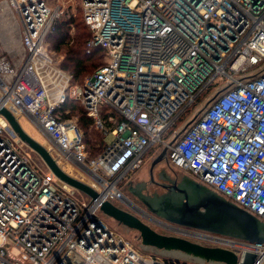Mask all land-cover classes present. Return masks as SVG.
I'll list each match as a JSON object with an SVG mask.
<instances>
[{
    "label": "built area",
    "instance_id": "1",
    "mask_svg": "<svg viewBox=\"0 0 264 264\" xmlns=\"http://www.w3.org/2000/svg\"><path fill=\"white\" fill-rule=\"evenodd\" d=\"M80 1L88 53L104 51L105 63L74 86L47 44L64 6L6 0L23 54L18 62L0 56V264H201L142 243L149 255L141 254L110 228L101 206L112 202L190 239L143 216L119 189L161 147L169 164L264 222V0ZM68 98L106 141L96 158L77 121L61 119ZM3 108L19 122L29 118L57 165L99 196L88 203L42 165ZM222 238L231 243L219 247L264 264V244Z\"/></svg>",
    "mask_w": 264,
    "mask_h": 264
},
{
    "label": "water",
    "instance_id": "2",
    "mask_svg": "<svg viewBox=\"0 0 264 264\" xmlns=\"http://www.w3.org/2000/svg\"><path fill=\"white\" fill-rule=\"evenodd\" d=\"M1 113L19 137L43 159L59 179L87 194L93 200L99 196L88 184L63 171L45 146L30 136L6 108H3ZM166 155L167 150L164 149L153 162V166L163 162ZM191 182L196 187V192L189 193L186 189L176 185L175 188L183 195L168 207V214L157 215L153 210L152 214L183 229L212 237H226L250 244H264V222L261 219L210 188L192 179ZM101 212L116 220L120 225L136 231L143 246L157 249L165 254L175 253L180 258L201 264H255L257 262L256 254L251 252H246L240 259L237 253L229 248L206 246L186 237L159 232L139 216L109 201L103 202Z\"/></svg>",
    "mask_w": 264,
    "mask_h": 264
},
{
    "label": "trees",
    "instance_id": "3",
    "mask_svg": "<svg viewBox=\"0 0 264 264\" xmlns=\"http://www.w3.org/2000/svg\"><path fill=\"white\" fill-rule=\"evenodd\" d=\"M75 29V36L71 31ZM92 39V32L84 20L82 5H79L76 14L67 11L55 24L48 35L47 44L49 49L56 54L64 53V60L60 63L63 70L72 75V85H83L85 78L95 72L105 63V52L96 48L88 53V43ZM107 124L112 126L108 120ZM61 119L77 118V123L84 132L87 145L88 157H98L106 145V141L100 130L96 128L94 120L88 116L85 107L77 100L68 99L62 106ZM118 121H121L119 118Z\"/></svg>",
    "mask_w": 264,
    "mask_h": 264
},
{
    "label": "rangeland",
    "instance_id": "4",
    "mask_svg": "<svg viewBox=\"0 0 264 264\" xmlns=\"http://www.w3.org/2000/svg\"><path fill=\"white\" fill-rule=\"evenodd\" d=\"M47 3L54 8L56 6V4H61L64 6V13H66L67 11L69 12V14H76V12L78 11L79 5H81V1L80 0H47ZM17 18L20 22V18L17 15ZM71 35H73V37L75 36V29H73L71 31ZM64 53L61 54H57V59L58 61L61 63L64 60ZM254 73V70H249L248 72L245 73V76H250ZM94 74V72L92 74H89L86 78L88 79L89 77H91ZM84 80V82H85ZM68 99H72V98H68ZM74 100V99H72ZM191 118V117H190ZM190 118H188V121L190 120ZM74 119L76 121L77 118L74 117ZM20 123L23 126V128L25 129V131L32 136L35 140L39 141L41 144H43L46 141V138L44 137V135L42 134L41 130L36 127L33 122L27 118L26 116L22 117L20 119ZM103 136V135H102ZM111 138L107 139V142L110 141ZM161 154V147H156L154 150L151 151V153L146 157L144 163L142 164V166L133 171L131 174H128L126 179H124L120 184H119V189L124 192L131 200H133L136 205H138L141 209H143L145 211L144 212H140L138 210V208L136 207V209L139 211V213H142L143 216H150L147 209H145L142 206V203L139 202L138 200V196L136 195V193L134 192L135 190L138 189V186L140 184H149V186H147V191L146 192H156V189L152 187V182H150V170H151V165L153 164V162L155 161L154 156L157 158L159 155ZM37 160L44 165V161L41 159V157L39 155L36 156ZM154 159V161H153ZM44 163V164H43ZM176 171L178 173H180L181 175H183L181 177L180 180L184 181V175L186 174L184 171L175 168L174 166H172L171 164L168 163L167 159H165L163 162L157 164L156 169H155V173L158 177V175L160 174L161 171L166 170L167 173L171 176L172 175V171ZM187 175V174H186ZM190 176V175H188ZM190 178L192 179V177L190 176ZM193 180V179H192ZM195 181V180H194ZM180 184L183 182H179ZM179 184V185H180ZM137 188V189H136ZM158 192V191H157ZM160 192V191H159ZM81 199H85L88 203H90V197L81 192L80 191V196ZM117 204H120L119 202ZM151 213V212H150ZM141 214V215H142ZM152 214V213H151ZM104 215V214H103ZM153 215V214H152ZM106 217V222L107 224L110 226V228H112L113 230L117 231L118 233H120L125 239L130 240L136 247V249L143 255H149L148 253L144 252L141 246V240L139 237V234L136 231L130 230L128 228H126L125 226L120 225L116 220H114L113 218H109L106 215H104ZM154 216V215H153ZM147 218V217H146ZM148 219H150L149 221H152V223H156V221L154 219H151L148 217ZM163 223L165 222V224H171L167 221H162ZM172 225V224H171ZM170 226V225H169ZM173 227V226H172ZM177 229H179V226H176ZM153 229L162 232L165 231L166 227H163L161 225H153ZM164 229V230H163ZM179 230H187V229H179ZM169 231V230H168ZM170 233L171 230L169 231ZM194 233H199L197 231H193ZM202 234V233H199ZM190 238V240L196 241L202 245H206V246H225V244L219 243V242H213V241H209V240H205L202 238H198V237H193L192 236H188ZM220 238V237H219ZM222 238V237H221Z\"/></svg>",
    "mask_w": 264,
    "mask_h": 264
},
{
    "label": "flooded vegetation",
    "instance_id": "5",
    "mask_svg": "<svg viewBox=\"0 0 264 264\" xmlns=\"http://www.w3.org/2000/svg\"><path fill=\"white\" fill-rule=\"evenodd\" d=\"M166 159V158H165ZM154 161V160H153ZM156 166L151 165L150 170V182H152V187L155 188L156 192H146L147 186L149 184H140L138 189L134 192L138 196L139 202L142 203V206L147 209L148 211H156L157 215H167L168 214V207L175 203L177 199L183 195L180 193V190H177L176 185L186 189L189 193L191 191H197L196 187L193 186L191 182V178L188 175H184V181L180 180L183 175L174 171L170 176L166 170L160 172V174L156 175L155 169ZM183 182V183H179ZM180 184V185H179ZM158 191V192H157ZM160 191V192H159ZM194 199V197H193ZM152 213V212H151Z\"/></svg>",
    "mask_w": 264,
    "mask_h": 264
},
{
    "label": "crops",
    "instance_id": "6",
    "mask_svg": "<svg viewBox=\"0 0 264 264\" xmlns=\"http://www.w3.org/2000/svg\"><path fill=\"white\" fill-rule=\"evenodd\" d=\"M21 54H23V45L19 26L12 17L6 0H0V56H6L12 62H18ZM154 159H156L155 156Z\"/></svg>",
    "mask_w": 264,
    "mask_h": 264
},
{
    "label": "bare ground",
    "instance_id": "7",
    "mask_svg": "<svg viewBox=\"0 0 264 264\" xmlns=\"http://www.w3.org/2000/svg\"><path fill=\"white\" fill-rule=\"evenodd\" d=\"M26 129V128H25ZM138 208V207H137ZM138 210L140 212H142L139 208ZM175 226V225H174ZM171 227V226H170ZM177 229V228H176ZM178 231L180 232H184V233H187L189 235H192L194 237H198V238H202V239H205V240H209V241H213V242H219V243H225V244H229L231 243L230 240H227V239H223V238H216V237H212V236H209V235H205V234H199V233H194V232H188V231H183V230H179L177 229Z\"/></svg>",
    "mask_w": 264,
    "mask_h": 264
}]
</instances>
